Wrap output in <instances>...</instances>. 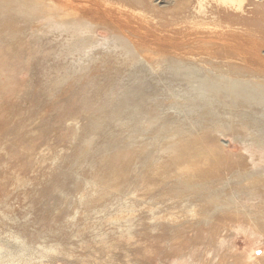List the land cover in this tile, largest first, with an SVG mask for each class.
Listing matches in <instances>:
<instances>
[{
    "label": "rangeland",
    "instance_id": "374dc122",
    "mask_svg": "<svg viewBox=\"0 0 264 264\" xmlns=\"http://www.w3.org/2000/svg\"><path fill=\"white\" fill-rule=\"evenodd\" d=\"M100 2L130 11L144 61L118 63L105 47L82 71L62 33L6 29L0 16V264H264V165L247 184L223 162L244 139L264 159V126L214 125L228 113L190 81L193 68L210 75L212 42L264 57V0ZM182 155L226 182L180 188ZM210 188L215 209L200 197Z\"/></svg>",
    "mask_w": 264,
    "mask_h": 264
},
{
    "label": "bare ground",
    "instance_id": "6f19581e",
    "mask_svg": "<svg viewBox=\"0 0 264 264\" xmlns=\"http://www.w3.org/2000/svg\"><path fill=\"white\" fill-rule=\"evenodd\" d=\"M100 1L101 0H0V16H4L5 18V20L2 21V25L6 29H13L14 27L17 29V27L20 26H41L40 28H48L51 31L62 33L68 48L70 46L72 47V52L79 53L78 60L81 62L78 64V68L82 71L88 70L93 63H98V60L103 58V56L101 57V51L97 50L100 48L106 49L105 47H109V50L107 49L106 51L115 53V61L120 60L118 63H128L131 56H138L144 61L147 57L144 58L142 55L144 51L140 48L142 45L135 44V40L132 38L135 32L133 33V31L130 30V11H123L121 9L114 11L111 6H105L101 4ZM123 1L127 7H130V3L133 4L134 2L143 6V8L146 7L147 4V0ZM158 1L167 2V0ZM236 2L237 0H219V3L224 6L235 7ZM103 30L108 31L109 34L103 36ZM218 42H212L210 45L211 49L209 51L208 48L209 52H207L208 59H206V61L210 65L207 71L210 72V75H201L200 72L193 68L191 69V77L193 78L190 77L191 82L198 83V89H201L202 92L203 90L206 91V98H210L213 102L217 100L216 102H219L218 104L228 113V120L224 118L221 119V116H219L220 119L216 118L215 120L212 117V123L216 126L220 124L230 129H248L255 126H264V57L257 49H254L248 56H242L241 54L239 58L236 57V53L234 54L233 52V54H230V52L224 48L219 47ZM117 48L120 50L119 52H117L118 50L116 51ZM206 50L207 49L204 51ZM151 51L154 50L152 49ZM147 52L146 50V54H148ZM108 55H110V53ZM112 56L114 57V54H112ZM112 56L108 57L111 58ZM231 58H236L238 61L240 59L241 63L236 60V64ZM197 60L200 61L198 58ZM201 64L203 63L201 62ZM189 69L188 73H190ZM106 72L107 71H105V73ZM114 72L117 76L123 73V71L119 69H116ZM89 73L85 75L89 76ZM100 74L98 75L101 76ZM201 96L203 95L201 94ZM207 110L212 116L214 114L216 116V113H219L217 112V107L216 109L212 107ZM184 129H186V131L189 130L188 127H184ZM236 136L239 137V139L242 138L239 132L236 133ZM217 139L218 138L214 136L210 138V140ZM184 140L195 141L196 139L195 136L190 133ZM244 140L241 141L244 149V152H242L243 154L238 156V158L235 157L233 160H224L223 162L227 163L228 168L232 170L235 168L237 171L236 176L238 178H243L247 184H250L251 180L255 179L253 174L259 170L261 165H264V159L262 158L261 161L255 160L253 151L260 149H257L256 146H252L254 141H252V143L247 139ZM207 159V157L203 158L202 162L204 165L208 162ZM175 163V171L171 174L177 176V180L181 181L180 183L177 181V184L187 192H197L196 194L200 195L201 191H204V189L194 188L196 182L202 184L206 183L208 185H222L226 182V180L221 178L224 174L214 176L210 175L207 171L198 173L201 170L197 168L192 172L196 163L194 164L189 157L182 155L180 159L175 160ZM234 195L238 201L241 202V193L237 191ZM200 197L202 200L207 199L212 202L211 205L213 209L221 206L223 203L220 200L221 196L219 192H214L211 188ZM250 198H252L250 201L252 204H254L255 201H259V199L263 200L261 193L253 192ZM262 200L260 201L262 202ZM260 201L259 203H261ZM239 212L240 211L237 210L236 215H238Z\"/></svg>",
    "mask_w": 264,
    "mask_h": 264
}]
</instances>
